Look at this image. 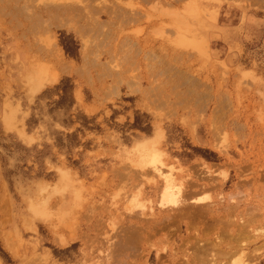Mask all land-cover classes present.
Instances as JSON below:
<instances>
[{"label":"rangeland","instance_id":"1","mask_svg":"<svg viewBox=\"0 0 264 264\" xmlns=\"http://www.w3.org/2000/svg\"><path fill=\"white\" fill-rule=\"evenodd\" d=\"M225 250L264 264V0H0V264Z\"/></svg>","mask_w":264,"mask_h":264},{"label":"bare ground","instance_id":"2","mask_svg":"<svg viewBox=\"0 0 264 264\" xmlns=\"http://www.w3.org/2000/svg\"><path fill=\"white\" fill-rule=\"evenodd\" d=\"M62 11V10H61ZM42 14V13H41ZM67 16V15H66ZM36 17V16H35ZM55 20H56V18H55ZM37 22V21H36ZM44 25V24H43ZM68 26V25H67ZM52 27V26H51ZM44 30V29H43ZM42 30V31H43ZM61 54V53H60ZM58 61V60H57ZM63 67V66H62ZM63 69H65V67H63ZM62 71V70H61ZM65 71V70H64ZM52 77V76H51ZM48 78V77H47ZM54 81V80H53ZM55 81H56V78H55ZM43 84V83H42ZM37 89V88H36ZM162 175V178H163V181L165 182L164 184H165V187H164V189H163V191H162V194H161V197H160V201H159V203H160V206L162 207V208H164V209H167L165 212H169L167 215L168 216H165V217H167V218H165V220L167 219H169L170 220V216H172V218H174L173 216L175 215L176 216V213H172V214H174V215H171V212H177V214L179 213V211L181 210V208L182 207H184L185 205H183V204H185L186 203V200H187V198H186V190H185V188L180 184L179 185V183H178V180H177V175L174 173V171L173 170H170L168 173H162L161 174ZM209 183V182H208ZM210 185V184H209ZM213 185V184H212ZM193 200V199H192ZM204 199L202 198V197H198L197 199H195V200H193V203L194 202H196V203H202V202H204L203 201ZM188 202V201H187ZM208 205V204H207ZM207 207V206H206ZM210 208V207H209ZM185 209V208H184ZM183 209V210H184ZM198 209V208H197ZM200 209V208H199ZM204 209V208H203ZM200 210H202V209H200ZM182 212V211H181ZM196 212V211H195ZM207 212H209L208 210L206 211V214H207ZM164 213V212H163ZM193 213V212H192ZM204 214H205V211H204ZM190 215H192V214H190ZM193 216V215H192ZM197 216V215H196ZM158 217V216H157ZM170 217V218H169ZM179 217H180V220H181V218H183L184 217V215H182L181 216V213H179ZM186 217H188V216H186ZM191 217V216H190ZM176 218V217H175ZM189 218V217H188ZM213 218V217H212ZM177 219V218H176ZM194 219H196V217H194ZM166 220V221H167ZM174 220V223H176V220L175 219H173ZM178 220V219H177ZM192 220H193V218H192ZM230 220V219H229ZM156 221V220H155ZM164 221V220H163ZM173 222V221H172ZM190 222L192 223V221L190 220ZM227 222V221H226ZM138 223V222H137ZM141 223V222H140ZM140 223H138L137 225H139V228H137V230L138 229H140V230H143V231H145V230H147V227H146V225H143V224H140ZM149 223V222H148ZM194 223V222H193ZM155 224V223H154ZM158 224V223H157ZM162 224V223H161ZM163 224H165V223H163ZM196 224V223H195ZM134 224H132V226H133ZM148 225V224H147ZM131 226V225H130ZM129 226V227H130ZM195 227V226H194ZM133 228V227H132ZM149 228V227H148ZM162 228V227H161ZM190 228V227H189ZM166 229V228H165ZM171 229V228H170ZM198 229V228H197ZM140 230H138V231H140ZM156 230V229H155ZM163 230V229H162ZM129 231V230H128ZM148 231H151L150 233H154V229H152V227L151 228H149L148 229ZM180 231V230H179ZM131 232V231H130ZM146 232V231H145ZM124 234H126V233H124ZM137 234V233H136ZM135 234V235H136ZM138 235V234H137ZM140 235H142V234H140ZM150 235V234H149ZM125 236V235H124ZM131 237V236H130ZM134 237V234H133V236L131 237V238H133ZM130 238V239H131ZM135 238V240H137V236L136 237H134ZM148 238V237H147ZM149 238H151V237H149ZM206 238V237H205ZM121 239V238H120ZM138 239L140 240L141 238H139L138 237ZM204 239V238H203ZM203 239L201 240L202 242H201V244L202 245H199V249L198 250H200V246H202L201 247V252H202V250H203V253H205V251L207 252V255H208V253H211V252H209L211 249L212 250H214L213 252H215V250L217 249V247H219L220 245H221V243H222V241L220 242L219 241V243H217V244H214L213 246L211 245V249L208 247V246H210L209 244H208V246H206L205 247V243H206V241L207 240H205V242L203 241ZM220 240H222V239H220ZM133 241H134V239H133ZM149 241V240H148ZM123 242V241H122ZM132 242V241H131ZM95 243V242H94ZM127 243V242H126ZM196 243V242H195ZM121 244V243H120ZM119 244V245H120ZM140 244V243H139ZM122 246H120L119 247V249H121V247H123L124 249H129V248H125L124 246H123V244H121ZM193 245H195V244H193ZM192 245V246H193ZM196 246V245H195ZM114 247H116V246H114ZM133 247V246H132ZM189 247V246H188ZM117 248V247H116ZM150 248H151V246H150ZM194 248H197V247H193V249L192 250H195ZM220 248V247H219ZM238 248V247H237ZM124 249H122V250H124ZM191 249V248H190ZM102 250V249H101ZM125 251V250H124ZM119 252V251H118ZM225 252H226V250H225ZM228 252V251H227ZM224 253L223 251H217L214 255L212 254V257H211V255H210V257L212 258V262H214V264H222V260H225V261H223L224 263L223 264H227L228 263V260H230L229 262V264H242L241 263V261H239V260H236V261H234L233 262V260H232V258H233V256H234V254L235 253H233L232 251V253L233 254H231V252H228V253ZM235 252V251H234ZM237 252V251H236ZM120 253H122V251H120ZM192 253V252H191ZM195 253V252H194ZM193 253V254H194ZM196 254V253H195ZM204 256V255H203ZM202 256V260L204 259V257H206V255L203 257ZM232 256V257H231ZM199 257V256H198ZM208 257V256H207ZM206 257V258H207ZM209 257V258H210ZM209 258H208V260H209ZM117 260V259H116ZM205 260V259H204ZM203 260V261H204ZM193 261V260H192ZM207 261V259L205 260V262ZM227 261V263H225ZM193 263H194V261H193ZM208 263H210L211 264V262H208ZM207 263V264H208ZM205 264V263H204Z\"/></svg>","mask_w":264,"mask_h":264}]
</instances>
